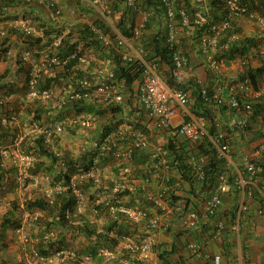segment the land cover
I'll return each instance as SVG.
<instances>
[{
	"label": "built area",
	"instance_id": "1",
	"mask_svg": "<svg viewBox=\"0 0 264 264\" xmlns=\"http://www.w3.org/2000/svg\"><path fill=\"white\" fill-rule=\"evenodd\" d=\"M25 10L12 12L10 9L11 2L0 0V39L5 38L9 31L20 33L23 36H34L37 34V29L30 22L28 13H39L40 10L45 11L46 22L55 24L63 13L61 0H13ZM202 1V0H197ZM164 5V26L166 31V41L171 52V79L174 85H169L167 78H164L159 73V64L151 58H145V50L141 44V38L144 34V26L149 20L151 13L148 10L140 12V21L133 26L129 37L123 36L119 30L107 18L109 7L102 0H86V4L92 7L93 12L97 13V17L106 22L109 30H105L102 26H91V30L96 40L102 47L114 46L120 53V57L125 61H136L141 69V78L137 82L134 114L138 116L141 112L153 120L154 126L157 129L168 132L167 139L160 144H153L149 140V136L140 127L136 126V121L121 122L113 127L108 133L90 141L89 145L94 151L100 154L109 155L117 160H130L134 149L149 151L151 158L155 160L153 164L154 173L149 177L140 179H129L130 169L124 168L121 171L123 174L118 183L114 185V192L118 194L122 191H137L151 205L145 208H131L119 203L111 202L107 209L111 213H119L127 215L134 221L144 220L145 226L149 231L147 239L144 241H132L126 235L122 236V248L130 255L131 258L123 259L121 264H138L139 262H148L151 258V253L157 245L154 241V236L157 231L164 232L170 230L174 232L172 224L177 223L176 229L188 232L191 229L197 228L203 222L212 219L211 231L204 239H187L186 248L192 256L198 257L200 254H206L207 242L222 241L223 234H229L238 237L241 235L242 228L247 218L250 216V203L244 199L237 202L229 214V218L220 215V209L223 204L225 195L229 193L231 184L226 172L216 174V182L214 186L203 196L193 198L194 206H184V200H173L171 195L176 197L183 196L178 190L180 186V178L175 174V161L169 158V150L165 148V144L169 137L176 139L175 146L179 147L181 142L199 143L203 140L211 143L215 150L217 158H221L230 166L229 159L230 146L225 140V135L220 130L216 135H211L208 130L206 117L194 113L187 108L191 105L190 97L182 84L188 74L189 59L183 46V40L180 29H191L194 25L202 27L199 38V47L205 56L208 67L214 70L218 75L222 74V68L225 66L224 59L217 58L213 53L219 44V39L224 33L233 27L239 18H246L256 24L264 27V0H224V12L221 19L205 25V17L200 13L191 18L187 9L180 4L179 0H161ZM125 5L134 7L137 0H124ZM67 13L73 15L77 12L75 5L67 7ZM64 33L57 34L51 40L48 46L40 50L39 62L32 63L29 68V75L26 80V99H43L48 98L51 90L40 86V78L42 72L48 71L49 67L54 65H64L70 58L77 57L80 63H85L87 56H77V51L68 57H61L56 54L58 48L62 44ZM237 33L231 35L230 39L236 40ZM222 42V41H221ZM220 44L223 46L225 42ZM257 53L264 56V40L257 45ZM31 51L24 52L22 59L29 60ZM87 66V65H86ZM94 76L75 78V83L80 89L71 88L68 91L67 100L72 98L90 99L93 92H98L100 100L105 105L119 104L123 101V90L125 83L122 80L115 78V73L111 67V60L106 59V63L98 66L93 70ZM204 101L212 103L219 107L225 105L229 110L244 112L252 116L253 108L250 101L251 97H257V92L254 91L251 80L248 77L238 79L227 84L226 96L220 93H211L206 87H202L198 91ZM4 103L0 97V105ZM17 115L14 112L4 114L0 117L1 124H14L17 120ZM180 116L181 120L174 125L172 119ZM93 117L86 115L67 117V123L72 126L89 128L92 126ZM215 121V125H216ZM234 124L246 130L247 122L245 118L239 119ZM36 125V124H35ZM24 126L25 123H24ZM38 126V125H36ZM63 122L56 124V131H61ZM44 142L50 139L51 131L46 127L41 130ZM22 130H17L11 136L13 145H19L23 139ZM258 150H264V139L257 144ZM56 155L57 152L54 151ZM8 150H0V168L3 170L0 179V192L6 188L9 180V175L6 171V159H8ZM13 158V157H12ZM31 158V157H30ZM28 155L20 157L22 162L28 168L32 164V160ZM12 161L18 164V160L13 158ZM186 162L189 165L190 173L193 178L199 182L204 179V166L207 163V155L189 153ZM241 165L247 173V178L243 177L240 170L233 179V186L237 188L239 193H245L247 197L253 196V187L256 184V173L260 168L255 164L249 153H243L241 156ZM161 173H159V171ZM173 180H172V178ZM172 180V182H171ZM24 181V180H23ZM22 179L19 183L22 184ZM70 184L73 186L72 194L74 197V205L70 209H66L65 215L67 218L73 213L74 209H80L84 205L82 203V193L75 188V182L70 179ZM65 187L57 183L54 187V192L59 193ZM171 197V198H170ZM264 199V196L263 198ZM264 202V201H263ZM264 206L261 205L256 209V214H263ZM177 215L173 221H165L161 215ZM160 233H158L159 235ZM22 243L28 242L24 233L18 235ZM170 239L171 236L169 237ZM161 241V240H160ZM31 252L36 257L37 264H53L52 256H40L37 253L32 242ZM247 247H242L235 257L229 260V264H259L250 259ZM107 249H101L98 255L108 254ZM55 257L59 262L64 263L66 259L74 260L78 264H93L92 255L79 254L74 250L59 249L55 252ZM212 264H222V255L214 253L211 259Z\"/></svg>",
	"mask_w": 264,
	"mask_h": 264
},
{
	"label": "rangeland",
	"instance_id": "2",
	"mask_svg": "<svg viewBox=\"0 0 264 264\" xmlns=\"http://www.w3.org/2000/svg\"><path fill=\"white\" fill-rule=\"evenodd\" d=\"M102 1L107 4L110 13H112L108 16L110 17V22L112 21L111 23L115 24L114 21L119 17L120 12L114 11L113 9L110 10L109 0ZM27 15L30 17L29 20H32L30 21L31 24L35 26L38 31L36 35L25 37L18 33L19 35L16 36L13 31H9L8 40H5L6 37L0 39V97L4 101V105L0 107V117L11 112L17 115V120L14 124H1L0 122V150H8L9 155L8 159H6L5 168L9 175V180L6 188L0 192V221L7 214L8 217H13V219H15L12 224L3 228L5 234L2 241L3 247L0 248V250L3 251L0 253V264H9V260L5 256L9 248L12 249L13 253V256H11L13 260L12 264H37L38 259L33 256L31 244L28 243L32 242L36 248L40 241L45 243H48V241L51 242L50 248L48 247L47 256H52L53 264H67L69 261L68 259H66L64 263H61L55 257V252L57 250H74L81 255L89 254L85 251V247L95 243V241H90L89 243L82 235L76 234L74 228L80 225V221L89 222L97 231L105 230L106 225L112 222V217H115L114 213H111L107 209L109 203L115 202L135 208L142 204L141 200L144 197L140 193H135L131 201V198L128 196L124 195L120 197V193L124 191L115 194L114 185L118 183L121 177L119 173L123 170L118 168V164L119 161L121 162L122 160H117L112 156L107 158V155L94 151L89 145L91 140L101 136L103 126L110 122V116L107 112V114L102 117H98L96 114L92 115L94 119L92 121V126L89 128L69 125L66 118L73 117L76 114L70 111L68 115L62 105L67 101L66 97L68 91L73 87L60 81L59 83L53 82V85L51 84V94L48 98L34 100L26 99V79L29 75V68L32 63L39 62L40 50L48 46L55 36L52 35L51 40L45 37L41 47L30 44L31 39L34 40L35 37H40L37 35L41 32L45 34L48 30L47 26L52 24L46 21H38L33 13H28ZM78 16L80 17L82 15L78 14ZM89 16L93 19L97 18V13L92 12ZM140 16V14L137 15L136 23H139ZM243 20L241 24L247 29H250V33H256L257 31L255 30H258L262 33V37H264V28H258L251 22ZM235 26L237 29L243 30L242 25L237 26L235 24ZM55 29L58 31V27H55ZM66 35L67 33L64 34L63 37L65 38ZM78 46H80V44ZM80 49V47H77V50ZM27 50L31 51V55L28 61H24L22 56ZM81 55L87 56L85 63H80L82 68H86V65H90L92 70L105 64L107 59L103 58V55H100L99 51L92 48L86 49ZM5 68L8 69L6 72ZM55 70L58 71L59 68H50L48 71L42 72L40 84L46 77H49V75L53 76L52 73H54ZM91 95V100L101 108L104 104L100 100L99 93L93 92ZM36 115H38L39 118H36ZM248 116L249 118L245 120L250 124L253 119L250 118V115L246 117ZM59 122H63V127L61 131H56V124ZM24 123L26 126H24ZM46 127L51 131V135L49 141L43 143L48 150L57 152L60 158L55 163L51 162L48 157L40 153L36 145V139L41 135V130ZM17 130H22L25 135L23 141L18 146L13 145L11 140V136ZM157 133L160 136L166 134L164 131H159ZM162 140L163 139L160 138V143H162ZM152 143L158 144L159 142ZM247 152L250 153L249 150H247ZM26 155H28L29 158L31 157L30 159L32 163H34L33 166L30 165L28 168H26V164L20 159V157ZM64 155L72 160L74 164L73 170H69L66 164L62 166L63 163L61 159L63 158L61 157ZM12 157L16 158V161L18 160L19 163H14ZM59 170L61 172H69L68 175H70V179H73L75 182V188L82 193V203L84 204L82 208L73 210V213L68 218L71 225L68 224V226L63 228L62 233H60L61 230L57 227H45L48 218L43 211L38 209L29 211L24 206L26 200H33L38 197H47L52 201L56 193L54 192V187L57 183H60L66 188L63 179L56 181L55 176ZM19 179H22V181L24 180L22 184L19 183ZM115 196H117V198L114 200ZM102 204L103 206L99 208ZM148 206L150 207L151 205ZM9 212H13V214L9 216ZM124 216L128 219L127 223L131 222L130 225L133 226L129 230L130 233L126 236L132 241H144L147 239L149 231L145 226L144 220L134 221L127 215ZM161 216H163L165 221H171V218L174 217L173 214ZM39 217L45 218L44 224H42V221L36 222ZM19 223L20 225L18 227ZM22 233L26 235L28 242L22 243L20 241L18 235ZM158 233L160 234L158 235ZM169 237L170 234L168 231H157L154 236V241H168L167 239ZM9 243H11L10 247ZM18 245H22L24 248ZM18 247H20L21 250ZM101 249L105 248H103V246L98 247L97 257H92L93 264H121L123 259L131 258L122 248L121 239L118 240V244L115 248H106L109 252L108 254L98 255ZM138 264L162 263L158 261V255L153 251L150 261L139 262Z\"/></svg>",
	"mask_w": 264,
	"mask_h": 264
},
{
	"label": "trees",
	"instance_id": "3",
	"mask_svg": "<svg viewBox=\"0 0 264 264\" xmlns=\"http://www.w3.org/2000/svg\"><path fill=\"white\" fill-rule=\"evenodd\" d=\"M9 2H12L13 0H8ZM110 2V10L119 11L120 15L117 19H115L113 24L119 32L125 36L129 37L131 35V31L133 29V26L136 23V17L140 14L141 11L148 10L152 15L150 17V20L145 24L144 28V34L141 38V44L145 50V58H151L154 59L158 64H164L168 67L169 71L166 72V78L169 85H174L172 83L171 76V69H172V62H171V50L169 48V45L166 41V31L164 26V5L161 2V0H137V4L134 7L127 6L124 3V0H109ZM181 1V0H179ZM184 1V0H183ZM181 5L185 4L187 12L191 15V18L195 17L196 14L200 13L205 17V25L208 23L215 22L221 19V16L224 12V0H205L204 4L191 2L189 0H185V2H180ZM83 13V12H82ZM89 13L85 11L84 14ZM112 13H107V16H110ZM108 19L110 17H107ZM110 20V19H109ZM45 22V21H44ZM112 22V21H111ZM236 24V23H235ZM233 23V27L228 29L224 35H223V41L227 40V38L231 37V35H234L237 33V27ZM193 27L191 29H187V32H189V36L192 37L193 43L199 44V38H200V32L202 30V27H198L197 25H194L192 22ZM91 26H102L106 31L109 30V27L106 25V22L102 20L101 18H91L87 22L80 21L79 24L76 25V27L72 28L69 32H67L66 37L62 38V44L58 48L56 54L61 57H68L72 53L77 51V56H80L84 51L88 48H92L96 51L100 52V55H103V58H108L111 60V67L113 68V71L115 73V78L117 80H122L123 83H125L124 93H123V101L119 104H112V105H103L101 108L98 107V105L95 104L94 101L90 99H86L83 97L80 98H72L70 100H67L63 103V108L66 111V113L69 115V112L72 111L76 115H86L91 117L92 115L102 117L105 114H109L110 116V122L103 126L101 134L104 135L108 133L115 125L125 122L126 120H134L135 114H134V108L130 110L128 116L124 115L122 112L123 106L133 105L134 102V89L136 86V83L141 78V69L139 65L136 63V61H125L122 60L120 57V53L117 51V49L114 46H108V47H102V45L96 40L92 30ZM48 30L45 34L41 35L40 37H35L34 40L31 39L30 44L41 47L43 45V39L46 37L47 39L51 40L52 35L61 34L62 31L58 29V31L55 29L54 26L48 25ZM57 28V27H56ZM181 34H187L185 29H180ZM59 32V33H58ZM19 34H16V36ZM5 40H8L7 37ZM183 40V38H182ZM10 41V40H9ZM222 41V40H221ZM32 42V43H31ZM80 44V46H78ZM256 46L255 38L252 36H244L240 40H234L231 41L227 45V53L225 55L218 56L219 58L225 57L226 59H233L235 58V53H237L240 57L244 56L242 59H247L245 55H247L251 48H254ZM77 47H80V50H77ZM247 65V64H246ZM243 65V66H246ZM59 68V70H55L53 76L46 77L45 80L40 84L41 87L51 88L52 83L56 82H64V84H69L73 88L80 89L79 85L75 83V78L78 77H88L92 78V68L90 65L87 68H82V65L78 61L77 57L70 58L68 62L64 65H54L50 68ZM48 69V70H49ZM88 69V70H87ZM8 69L5 68V72ZM259 70V68H257ZM247 74L251 78L252 82L254 83V76H253V69L250 68V65H247L246 68ZM242 78V77H241ZM52 84V85H51ZM93 98V97H92ZM200 100L201 97L198 96ZM204 101V100H203ZM206 102V101H204ZM264 102V101H263ZM4 105V103L2 104ZM0 105V107H2ZM264 106V104H263ZM261 104H255L253 107V112L255 114L261 113L264 111V107ZM98 107V108H97ZM194 109V108H193ZM195 113L198 115H202L206 118H208L210 122V126H208L209 133L211 135H216L218 132L217 128L214 125L213 116L206 115V113H199L194 109ZM107 112V113H106ZM130 115L133 116L134 119H131ZM36 118H39L38 115H36ZM93 117V116H92ZM12 124V123H9ZM136 126L140 127L145 133H148V129L143 126L141 123V118L139 117L136 120L135 123ZM72 126V125H71ZM235 129L242 132V129H239L236 125L234 126ZM39 138L36 139V145L38 146V149L40 153L48 157L51 162H57L60 157L58 155H55L54 151H50L46 148L44 145L43 140V134ZM176 139L172 137H169L167 140V143L165 144V148L169 150V158L172 161H175L174 167H175V174L179 176L180 180V186H178V190L183 196L176 197L174 195H171L173 200L176 199H182L184 200V206L188 207L190 205L194 206V202L192 199L200 195L205 196L208 191L214 186L216 182V174L220 172H226L228 176V180L231 184V189L229 191L232 192L235 196H237V188L233 186V179L235 178V175L237 173L236 168L225 165V161L221 158H217L215 155V150L213 149L212 145L208 141H201L199 143H188V142H181L179 147L175 146ZM151 142V140H150ZM152 143V142H151ZM260 157L257 156V158L253 157L252 160H254L255 164H257L260 168V171L256 173V184L258 187H261L264 189V150H259ZM189 153H195V154H205L207 155V163L204 166V172L205 176L204 179H202L201 182L194 179L192 174L190 173L189 165L186 162V158ZM110 157L107 155V158ZM61 162L63 163L62 166L65 164L67 165V168L69 170H73V163L71 159H68L66 155L61 157ZM155 163V160L151 158L149 151H142L137 149L133 150V155L130 160H122L119 161L118 168L124 169L129 168L130 171L129 174L126 175L129 179H140L143 177H149L151 174L154 173L153 164ZM34 163L31 164L33 166ZM40 164V163H39ZM238 170H240L243 177L247 178V173L244 171V169L241 166L237 167ZM235 169V170H234ZM2 169L0 168V179L2 177ZM117 171V170H116ZM159 171V170H158ZM159 173H161L159 171ZM69 172L65 171H58L55 178L56 181H60L63 179L66 185V188L63 191H60L59 193H55L52 201H50L47 197H38L34 198L33 200H26L24 202V206L27 210H34L38 209L40 211H43L48 218L47 223L45 224V227L53 226L60 229V233L63 232V228L66 226L71 225L69 223V219L65 215L66 209H70L72 205H74V197L72 194L73 186L70 184V175H68ZM121 172L119 173V175ZM121 174L120 176H122ZM131 176V177H130ZM172 178V177H171ZM173 180V178H172ZM171 180V182H172ZM92 182V180H91ZM93 184V183H92ZM101 189V187H100ZM135 193L137 191H124L123 193H120L121 196H128L130 197L131 201L135 196ZM228 195V193H227ZM259 194H256L258 196ZM170 197V198H171ZM226 197V195H225ZM224 197V198H225ZM117 198L115 196L114 200ZM257 199V198H256ZM259 199V198H258ZM264 206V202L259 199ZM142 204L137 208H147L148 205H150L145 198H142ZM130 204V203H128ZM103 204L99 207L101 208ZM107 206V205H106ZM13 212H9V216L12 215ZM114 218L112 217V222L108 223L106 225L105 230L97 231L94 229L93 225L90 224L87 221L81 222L80 225H77L74 228V231L76 234L82 235L87 241H95L93 244L87 245L85 247V251L89 254H91L93 257H97V249L100 246H103V248H115L118 244V240L124 236L129 234V230L132 225L130 223H127L128 219L123 215L119 213H114ZM174 218H177V215L175 217L171 218V221L174 220ZM45 218L39 217L36 222L42 221V224H44ZM13 223V220L8 217V214L0 221V248L2 246V241L4 239V230L6 226ZM73 226V225H72ZM182 233H186L185 231L181 230H174L172 232L170 230V236L171 241H176L175 239H178ZM187 238V237H186ZM4 244V243H3ZM45 244V245H44ZM51 242L48 241V243H45L43 241H40L38 243V247L35 249L37 250V253L41 256H47L48 247L50 248ZM158 257L162 264H173L171 259L169 258L170 254L174 251L173 248L168 250L162 249V247H156ZM67 264H78V262L74 260H69Z\"/></svg>",
	"mask_w": 264,
	"mask_h": 264
},
{
	"label": "crops",
	"instance_id": "4",
	"mask_svg": "<svg viewBox=\"0 0 264 264\" xmlns=\"http://www.w3.org/2000/svg\"><path fill=\"white\" fill-rule=\"evenodd\" d=\"M70 5H75L77 7V12L73 15H69L67 13V7ZM61 6L63 9V13L58 21L52 25L54 27H58V29L62 30V33L64 34L69 32L72 28L76 27V25L79 24L80 21L87 22L91 19V16L89 15H91L93 9L86 4V0H61ZM10 9L12 10V12L25 10L24 7L19 6L14 1L11 2ZM85 11H89V13L84 14ZM78 14H81L82 16L79 17ZM33 15L36 16L38 21H47L45 11L43 9L40 10L39 13H33ZM242 20V18H239L237 20V24L239 26L242 25L243 28V30L237 29V39L240 40L247 35L254 34L255 36L257 33H250V29H247L243 26V24H241ZM243 21H245V19ZM255 31L259 32L258 30ZM6 37H9V34H7ZM182 38L183 46L189 59L188 74L182 84V87L187 90L191 101V105H189L187 108H189L190 111L192 110L194 113L195 109L199 113H206V115L213 116L214 125L215 121L217 123L215 127L218 131L220 130L224 133L225 140L230 146V166L236 168V170L238 171L237 167L241 166V156L243 155L244 151H252L250 153L255 158H257V156L260 157L261 152L258 150L259 148L257 147V144L264 139V111L257 114L253 112L252 117L250 116V118L253 119L252 123L249 124V122H247L248 128L246 132H241L235 129L234 122L242 118L248 119L249 116L246 117V113L236 110H229L225 105L217 107L212 103L204 102L202 98V100L198 98V91L200 88L206 87L207 90L211 93L217 92L223 96H226L227 84L234 82L243 76H246V68L247 65L250 64V68L253 69L252 74L254 76V86L258 88L260 97H251L248 99V101L252 99V102L261 104L263 106L264 82L260 80V72H257V68H259L260 70L261 67L264 66V58L258 59L257 56H255L254 60H251L252 55L254 54L252 53V48L250 52L245 55L247 59L249 57V60L246 62L242 61L245 60L242 59L244 56L240 57L237 53H235V58L233 59H226L225 57H223L226 61L225 66L222 68V74L218 75L214 70L208 67L207 60L203 55L199 44L193 43V39L191 36H189V32H187V34H184ZM223 39L225 38H223L222 36L219 39L217 48L211 52L217 57L225 55L227 53V45L231 43V41H233L232 39H230V37L227 38L226 42L225 40L223 41ZM221 40L222 42H225L223 46L220 44ZM158 68L160 75L166 78V72L169 71L168 67L164 64H159ZM261 84H263V89H259ZM132 104L133 105H129V107L123 106L121 108L124 115L128 116L132 107L135 108V100ZM130 117L131 119H134L132 115H130ZM139 117L141 118V123L143 124V126L148 129L151 142H160V138L163 139L162 141H165L167 133L164 136L163 134L160 136L157 132L161 130L157 129L154 126L153 120L151 118L147 117L144 114H141ZM206 119L208 126H210L208 118ZM180 120V116H176L172 119V123L176 125L180 122ZM230 166L229 168L232 169ZM252 189V197H247L245 193L242 194L238 192L237 196H235L232 192H230V194L228 193V195H226V197L224 198L222 207L219 211L221 216L229 218V214L231 213L233 206L237 202H239L240 199H244L246 202L250 203L251 214L244 223L241 235H239L238 237L225 232L223 234L222 241L207 242V246L205 248L206 254H200L198 257L192 256L186 248V237L188 240L191 238L198 240L204 239L205 236L207 237L212 228V219H209L207 222H203V224L199 225L197 228L191 229L186 233H182V235L178 239H175L176 241H171V239L168 238V241H156L157 245H161L163 249H167L168 251L173 248L174 251L169 256L173 264H212L211 259L214 253H220L222 255V264H229V260L235 257L238 251L243 246L248 248L251 260L256 261L259 264H264V213L261 215L256 214V209L262 205L259 199L264 201V199H262L264 196V189L258 187L257 184H255ZM256 194L259 195L256 196ZM10 218L12 220H15L13 219V217ZM19 225L20 223L18 224V227ZM176 225V222L172 224L174 230H177ZM10 245L11 243H9V247ZM18 246L24 248L22 247V245ZM18 248L21 250L20 247ZM1 252L3 251L0 250V253ZM5 256L8 258L9 264H12L13 260L11 256H13V253L11 248H9L7 253H5Z\"/></svg>",
	"mask_w": 264,
	"mask_h": 264
},
{
	"label": "clouds",
	"instance_id": "5",
	"mask_svg": "<svg viewBox=\"0 0 264 264\" xmlns=\"http://www.w3.org/2000/svg\"><path fill=\"white\" fill-rule=\"evenodd\" d=\"M190 1V0H189ZM180 2H185V1H183V0H181ZM191 2H195V3H200V4H204L205 3V0H202V1H197V0H192ZM264 5V4H263ZM183 6L184 7H186V5L185 4H183ZM152 15V14H151ZM151 17V16H150ZM242 19H245V20H247V21H249V22H251L253 25H256L258 28H264V27H262V26H260V25H258V24H256L255 22H252V21H250V20H248V19H246V18H242ZM149 20H150V18H149ZM148 20V21H149ZM147 21V22H148ZM236 23V25L238 26V24H237V21L235 22ZM234 23V24H235ZM136 24V23H135ZM144 28H145V26H144ZM60 31H62V30H60ZM257 33V34H256ZM255 34V36H254V34H253V36L252 37H254L255 38V43H256V46L254 47V48H252V53H254L253 55H252V59L251 60H254V58H255V56H257V58L258 59H261V58H264V56H261V55H259L258 53H257V45L259 44L258 42L259 41H263L264 40V37H262V33H260V31L259 32H256ZM16 34H18V33H15L14 32V35H16ZM66 34V33H65ZM41 35H43V33L41 32L39 35H37V36H41ZM247 36H251V35H247ZM27 37H30V36H27ZM237 40V39H236ZM234 41V40H233ZM217 57V56H216ZM217 58H219V57H217ZM221 59H224L223 57H221ZM249 60V57H248V59H245V60H242V61H248ZM224 61H225V59H224ZM226 62V61H225ZM247 64V63H246ZM225 65V64H224ZM248 65H250V64H248ZM88 67V65L86 66V68ZM88 70V69H87ZM92 73V76H94V73H93V70L91 71ZM257 72H260V80H262V82H264V66H262L261 67V69L260 70H258ZM244 77H248L250 80H251V78L249 77V75H247L246 74V76H243L242 78H244ZM242 78H240V79H242ZM27 80V79H26ZM261 82V83H262ZM251 83H252V85H253V88H254V91H256L257 92V97H254V98H259L260 97V93L258 92V88H256V86H254V83L252 82V80H251ZM136 86H137V83H136ZM136 86H135V89H134V92H135V94H134V96L136 95ZM259 89H263V84H261L260 85V88ZM124 91L125 90H123V93H124ZM92 94V93H91ZM263 96H264V94H263ZM123 98H124V96H123ZM135 99V98H134ZM67 100V99H66ZM252 99H250V102H251V104H252V108L255 106V104H257V103H255V102H252L251 101ZM263 101H264V98H263ZM136 102V101H135ZM104 104V103H103ZM105 105V104H104ZM136 106H137V104H136ZM134 110H136L135 108H134ZM141 114H143L142 112L138 115V116H135V119L134 120H126V121H136L138 118H139V116L141 115ZM252 115H253V112H252ZM74 116H79V115H74ZM80 116H82V115H80ZM252 117V116H251ZM247 128H248V125L246 126V130H247ZM246 130H245V132H246ZM162 131V130H161ZM165 132V131H164ZM167 133V136H168V132H166ZM148 136H149V134H148ZM167 136H166V139H167ZM149 140H150V136H149ZM164 141H162V143H163ZM158 144H160V142L158 143ZM249 152H252V151H249ZM243 153H248L247 151H244ZM250 154V153H249ZM251 155V157L253 158L254 156L252 155V154H250ZM2 173H3V171H2ZM161 247V245H156L155 246V248H154V252L158 255V253H157V250H156V247L158 248V247ZM163 249V248H162ZM165 250H167V249H165ZM158 261L159 262H161L160 261V259H159V257H158Z\"/></svg>",
	"mask_w": 264,
	"mask_h": 264
}]
</instances>
